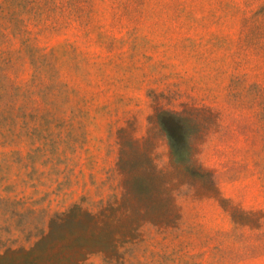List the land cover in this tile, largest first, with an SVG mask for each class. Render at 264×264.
Instances as JSON below:
<instances>
[{
    "label": "rangeland",
    "instance_id": "374dc122",
    "mask_svg": "<svg viewBox=\"0 0 264 264\" xmlns=\"http://www.w3.org/2000/svg\"><path fill=\"white\" fill-rule=\"evenodd\" d=\"M0 264H264V0H0Z\"/></svg>",
    "mask_w": 264,
    "mask_h": 264
}]
</instances>
